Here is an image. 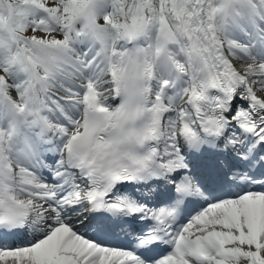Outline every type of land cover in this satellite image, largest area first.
I'll use <instances>...</instances> for the list:
<instances>
[{"label": "snow or ice", "instance_id": "6c2138e0", "mask_svg": "<svg viewBox=\"0 0 264 264\" xmlns=\"http://www.w3.org/2000/svg\"><path fill=\"white\" fill-rule=\"evenodd\" d=\"M0 264H264V0H0Z\"/></svg>", "mask_w": 264, "mask_h": 264}]
</instances>
